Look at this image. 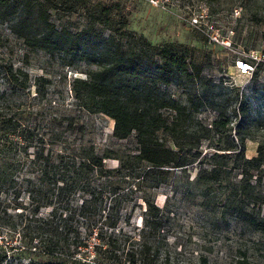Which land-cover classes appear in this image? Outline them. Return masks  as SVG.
Returning a JSON list of instances; mask_svg holds the SVG:
<instances>
[{"label": "rangeland", "instance_id": "374dc122", "mask_svg": "<svg viewBox=\"0 0 264 264\" xmlns=\"http://www.w3.org/2000/svg\"><path fill=\"white\" fill-rule=\"evenodd\" d=\"M101 1L118 3L126 18L124 29L131 37L121 38L123 48H137L142 37L154 47L170 44L184 52L188 71L169 85H160L157 92L178 101L185 111L175 119L173 110L161 109L169 116V124L176 120V125L159 130L157 135L170 148L199 152L198 158L184 168L164 167L147 175L149 167L142 162L112 177L120 200L117 235L139 237L151 231V239L169 255L163 264H264V233L236 220L231 213V188L241 178L243 160L233 161L229 150L231 145L240 144L235 133L238 126L244 158L256 156L259 147H264V0ZM47 13L58 28H95L105 36L112 33L93 23L82 10ZM194 15L200 18L198 26L191 23ZM214 33L219 41L210 40ZM255 55L258 59L252 57ZM237 59L257 65V76L239 75ZM68 61L69 57L62 54L30 50L11 32L9 23L0 21V65H12L28 75L26 87L14 86L13 90L0 67V88L8 89L7 97L14 108L25 110L26 124L41 138L39 145L45 152L57 149L66 153L92 146L99 155L113 156L104 159L105 167L118 168V158L137 153L136 139L133 135L115 138L113 120L88 112L75 98L72 81L86 78L98 64L76 61L68 65ZM193 64L201 68L198 75ZM239 100L249 102L245 113L236 111ZM218 119L222 123L214 125ZM214 153L231 154L221 158ZM213 166L221 174L219 179L199 180L201 170ZM251 175L258 200L248 209L263 217L264 164ZM69 198L79 199L78 194ZM149 201L159 209L157 216L148 217L154 228L146 226ZM22 204L29 213L32 207L27 192L22 195ZM51 209L44 206L39 215L46 216ZM2 236L5 233H0ZM20 238L18 230L12 243L18 244ZM114 252L124 256L121 249Z\"/></svg>", "mask_w": 264, "mask_h": 264}, {"label": "trees", "instance_id": "16d2710c", "mask_svg": "<svg viewBox=\"0 0 264 264\" xmlns=\"http://www.w3.org/2000/svg\"><path fill=\"white\" fill-rule=\"evenodd\" d=\"M48 10H82L93 23L112 33L105 36L95 28H58L50 20ZM0 21L9 23L11 32L32 51L68 56V65L76 61L98 64L86 78L72 81L74 96L88 112L102 113L113 120L115 138L133 135L137 143V153L127 159L118 158V168L105 167L104 159L113 156L99 155L92 146L72 153L57 149L45 152L39 145L40 136L25 122V110L14 108L7 97L8 89L0 88V233L6 235L0 238V264H163L169 255L151 239V231L139 237L117 235L120 200L112 177L142 162L149 167V175L164 167L184 168L198 158L199 152L170 148L157 135L159 130L176 125V120L169 124V116L163 115L161 109L173 110L175 119L185 111L178 101L157 92L160 85H169L188 71L184 52L170 44L154 47L142 37L137 48H123L121 38L131 34L124 29L126 18L115 2L0 0ZM0 67L13 90L14 86L26 87V72L9 64ZM193 69L197 75L201 71L195 64ZM252 74L257 76V65ZM248 107V101L239 100L236 111L245 113ZM213 123L222 122L218 119ZM235 133L240 144L231 145L229 150L233 161L242 158L243 164L241 178L231 188V213L236 220L264 233V216L248 209L258 200L256 184L250 178L251 171L264 164V147H259L256 156L244 158L240 126ZM228 154L231 153L213 156L224 158ZM220 176L213 166L203 168L198 178L206 183ZM25 192L32 207L29 213L23 210ZM77 194L78 201L69 198ZM147 203L146 226L154 228L148 217L157 216L159 209L154 203ZM44 206L52 209L41 216ZM18 230L20 242L12 243ZM127 246L130 247L124 252ZM120 249L124 256L114 252Z\"/></svg>", "mask_w": 264, "mask_h": 264}, {"label": "built area", "instance_id": "2783aa9c", "mask_svg": "<svg viewBox=\"0 0 264 264\" xmlns=\"http://www.w3.org/2000/svg\"><path fill=\"white\" fill-rule=\"evenodd\" d=\"M153 3H157V0H153L152 1ZM200 18L199 16H196L194 15L192 18H191V23L193 25H200ZM210 40H213V41H219L218 39V34H211L210 35ZM223 44H229V42L227 40H222L221 41ZM254 59H258L257 55L255 56H252ZM235 64H236V69L238 71V74L239 75H243V76H246V75H251L252 74V71L254 69L255 66H253V64L247 60H244V59H237L235 61Z\"/></svg>", "mask_w": 264, "mask_h": 264}]
</instances>
